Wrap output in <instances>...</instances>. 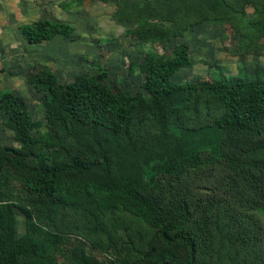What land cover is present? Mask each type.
<instances>
[{"label":"rangeland","instance_id":"374dc122","mask_svg":"<svg viewBox=\"0 0 264 264\" xmlns=\"http://www.w3.org/2000/svg\"><path fill=\"white\" fill-rule=\"evenodd\" d=\"M38 20L69 24L73 32L29 43L23 28ZM180 44L191 63L172 75L174 83L253 76L264 69V0H0V93L20 97L35 123L33 145H22L0 109V264H186L185 246L163 243L133 212L171 220L183 195L196 264H264V134L213 126L222 106L199 95L164 137L148 118L147 133H124L101 150L91 129L49 120L47 91L29 81L34 68L48 69L60 84L82 76L150 100L143 63L171 57ZM74 156L90 164L103 158L113 178L172 157L180 163L171 174L143 178V202L74 192L54 208L31 194L25 180L34 166ZM78 179L103 182L99 169Z\"/></svg>","mask_w":264,"mask_h":264},{"label":"trees","instance_id":"16d2710c","mask_svg":"<svg viewBox=\"0 0 264 264\" xmlns=\"http://www.w3.org/2000/svg\"><path fill=\"white\" fill-rule=\"evenodd\" d=\"M73 27L66 23L38 20L27 24L23 33L29 43H40L55 36H67ZM191 61L185 44H180L171 57L162 60L147 59L143 63L145 90L150 100L141 95L115 93L93 79L77 76L73 82L60 84L55 75L48 69H33L29 81L36 87L46 90L43 106L49 120L65 118L79 127L91 129V141L99 149L111 145L122 134L134 137L147 133L146 122L151 119L160 129L161 135L167 134L169 124L176 121L184 109L196 108L198 96L203 95L216 99L222 106V113L212 121V125L223 129H236L245 134L261 136L264 128V69L255 70L253 76L225 77L208 83L177 84L171 80L172 75L190 65ZM35 71V72H34ZM190 102L192 103L190 106ZM193 105V106H192ZM0 109L5 112L16 133V140L25 146L34 143L31 134L35 123L31 120L25 102L12 92L0 93ZM174 123V122H173ZM177 121L175 124H180ZM133 127V130L131 129ZM109 147V146H108ZM4 152L16 154L12 149ZM197 158L196 152L191 154ZM5 161H11L4 155ZM101 161L88 163L80 156L62 163L37 164L31 169L25 183L31 194L42 198L47 205L54 208L61 206L63 194L78 192L85 196L102 194L107 198L122 196L139 200L144 199L143 178L154 174H171L180 160L177 157L167 159L142 172L122 174L113 178L107 164ZM3 161L0 160V169ZM100 170L103 182H84L81 176ZM70 175L73 178L68 179ZM180 214L165 220L162 216L148 218L140 213L137 207L133 212L156 228L160 240L167 244H181L188 249L186 264H196V239L188 228L189 209L185 197L179 199ZM55 212L50 214V219Z\"/></svg>","mask_w":264,"mask_h":264}]
</instances>
